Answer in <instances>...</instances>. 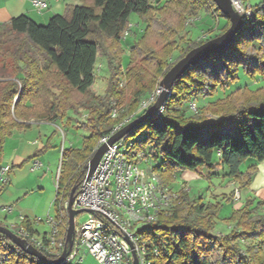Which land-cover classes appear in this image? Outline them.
Masks as SVG:
<instances>
[{
	"label": "trees",
	"instance_id": "obj_1",
	"mask_svg": "<svg viewBox=\"0 0 264 264\" xmlns=\"http://www.w3.org/2000/svg\"><path fill=\"white\" fill-rule=\"evenodd\" d=\"M166 2L178 9L180 6L189 16L205 9L223 19L217 34L191 43L175 60L223 33L230 25L213 0ZM153 8L150 0H79L78 4L66 5L62 14H53L43 25L26 14L0 23V156L12 128L27 126L24 121L30 119L53 122L67 108L77 111L78 96L88 101L85 126L90 129V135L79 148L62 150L54 198L56 217L60 219L56 241H65L64 203L70 191L74 188L76 193L85 179L86 164L98 140L126 115L118 112L112 116L121 103L116 88L118 66L114 61L120 64L123 53L119 48L120 38L129 16L135 13L144 21L149 19ZM251 11L225 50L201 58L175 80L159 115L154 111L126 134L140 138L137 146L145 150L161 183L168 185L181 171L205 169L212 175L225 168V177L248 186L257 165H249L244 172L240 165L248 158L264 160V86L236 88L187 117L183 109L193 98L214 97L218 89L236 83L240 69L251 79L264 78V0L252 5ZM145 28L147 31L148 26ZM175 34L176 30L171 33ZM144 38L141 35L131 46L126 67L134 96L146 94L153 86L150 82L141 85L140 79L135 78L148 61L152 62L156 75L163 76L172 65L165 68V57L172 53L171 44L160 52H152V57L148 56L137 66L131 64L146 52L148 45ZM98 55L104 56L108 68L103 95L95 94L92 88ZM137 104L135 98L128 107L130 113ZM146 110H136L134 119ZM207 113L215 115L214 118L207 117ZM143 131L145 135H139ZM184 194V204L173 207L171 214L159 217L153 227L145 230L151 241L146 255L149 264H264V214L256 211L264 199L253 207L248 199L224 219L232 224L231 229L225 234H215L212 227L221 204H199ZM226 199L231 201L232 196ZM20 224L31 236L36 235L27 218L22 217ZM0 225L8 228L1 221ZM40 238L46 244L45 235ZM25 240L34 246L29 239ZM241 242H247L243 248ZM154 247L158 251L156 256L152 252ZM36 248L50 259L57 258ZM0 264L43 263L0 233Z\"/></svg>",
	"mask_w": 264,
	"mask_h": 264
},
{
	"label": "rangeland",
	"instance_id": "obj_2",
	"mask_svg": "<svg viewBox=\"0 0 264 264\" xmlns=\"http://www.w3.org/2000/svg\"><path fill=\"white\" fill-rule=\"evenodd\" d=\"M150 1L154 8L149 12V19H144L143 21L140 16L135 13L129 16L126 29L120 38L119 48L123 50L120 64L118 61H114L115 65L118 66L116 88L120 92L119 100L121 103L118 110L115 109L113 112H116V115L118 112L125 113L126 115L124 118L138 110L140 102L147 99L149 94L158 90L160 93L162 89L159 82L164 75H156L152 70V62L150 61L139 70L135 78L138 80L140 79L141 85L149 82L152 83V88L144 95L134 96L131 90L132 88L129 87L126 67L129 63L130 48L141 35L145 36L144 39L146 40L148 48H146V52L142 56L135 58L131 64L137 66L138 63H141L142 60L148 56L152 57V52H160L162 49L168 48V44H171L169 48H172V53L171 55L169 53L165 57L167 62L165 65L166 68V66L168 67L170 64L173 65L178 61L175 60L176 57L183 54L187 46L197 40H203L217 34L220 26L223 24V19L215 15L212 10L199 9L195 15L189 16L182 12L180 6L179 9L170 6V4L166 2L167 0ZM260 1L261 0H246L251 6ZM47 12L48 9H44L41 13ZM62 13L63 12H61V14ZM35 21L42 25L47 23V20ZM147 26L148 29L146 31L145 27ZM175 30L176 34L174 36L171 35ZM98 65H100V67L99 69L96 67L95 83L92 88L95 94L103 95L108 80L107 61L104 56L98 55L97 66ZM238 78V81L230 84L228 88L218 89L214 97L193 98L188 105L183 106L185 110L184 116L187 117L191 114L201 112L209 102L225 97L230 91L236 88L247 87L249 89H255L256 87L264 86L263 77L257 76V78L251 79L244 74L241 69L238 72ZM135 98L138 100V104L136 108L132 110L133 112L131 111L132 113H130L128 107L131 103L133 104ZM78 102L79 106L77 107V111L73 108H67L63 114L53 122L39 119L24 121L27 123V126L12 128L10 133L5 137L3 143L0 156V167H13L7 174V182L4 184L0 183V209L3 206L16 205L14 210H12L13 212L10 213V217L15 218L26 211L27 214H25L27 216L35 218L34 221L39 232H43L48 226L44 222L47 215L54 217L56 214L54 198L56 194V183L59 176L57 173L58 170H60L62 161V150L79 148L84 138L88 137L91 132L90 129L85 126L88 115L86 109L88 106L87 98L78 96ZM192 106H194V108ZM206 115L209 118H214L215 116L210 113ZM19 121L21 122L22 120ZM145 133L146 132L143 131L140 132L139 135L142 136L145 135ZM128 139L134 140L135 138L129 136ZM34 154L38 155L35 161H38L40 166L32 170L31 167L34 161H30L29 159ZM216 157L217 155L214 156V159ZM262 162V165H264V160ZM259 163L260 162L252 158H248L240 165V170L244 172L249 165H259ZM140 167L148 170L150 169V163L143 162ZM163 186L168 188L172 193L175 192L179 194V201L175 202L173 207L182 205L186 202L184 193H187L190 200H196L199 204H205L206 202L213 204L217 202L220 203L221 208L212 227V232L215 234H225L231 229L232 224L225 222L224 219L229 217L233 211L241 208L248 199L252 201V207L256 205L257 202L264 199V190L258 192V196H262V199L258 197L255 198L253 196L254 194L246 193V187L248 186H241L239 182L225 177L222 171H216L212 175L205 169L197 172H178L173 182L168 185L163 184ZM184 189H187L186 192ZM235 189L239 194L238 199L232 196ZM230 195L232 196V200L227 201L226 197ZM173 207L168 215L173 211ZM256 211L264 214V204L258 207ZM64 213L67 214L66 209ZM85 217L86 214L84 212L76 214L75 227L79 226ZM38 218L42 221L37 222L36 220ZM11 224L17 226L18 222H12ZM246 243L247 242H241V247L243 248ZM67 264L100 263L85 250L80 249L76 257L67 261Z\"/></svg>",
	"mask_w": 264,
	"mask_h": 264
},
{
	"label": "built area",
	"instance_id": "obj_3",
	"mask_svg": "<svg viewBox=\"0 0 264 264\" xmlns=\"http://www.w3.org/2000/svg\"><path fill=\"white\" fill-rule=\"evenodd\" d=\"M48 1L31 0V5L41 13L48 7ZM231 4L246 22L252 13L251 5L246 0H231ZM97 67L99 69L100 65ZM158 94L159 90L149 94L147 99L140 102L138 110L148 109ZM162 110L163 104L155 112L159 115ZM136 113L114 125L108 134L100 137L94 148L95 151L101 144H106L95 169L85 177L75 193L72 208L85 210L86 217L75 227L73 246L65 262L74 259L83 249L100 264H132L134 256L136 264H149L146 255L151 241L145 230L153 227L159 217L168 215L174 203L179 201V194L164 187L151 166L148 170L140 167L148 159L145 150L137 146L139 137L132 140L124 135L108 144L110 137L131 122ZM115 115L116 112H113L112 116ZM39 166L40 163L34 161L31 169ZM9 169V166L0 167L1 184L7 182ZM59 173L60 170L57 175ZM232 196L239 198L236 189ZM66 207L67 201L64 203ZM1 210L10 211L11 206H3ZM36 221L42 220L38 218ZM44 222L49 226L45 234L46 244L41 238L31 236L20 222L17 226L9 223L8 228L21 238L29 239L47 254L58 257L66 247V241H56L60 219L47 215ZM152 252L156 256L157 248L154 247Z\"/></svg>",
	"mask_w": 264,
	"mask_h": 264
},
{
	"label": "water",
	"instance_id": "obj_4",
	"mask_svg": "<svg viewBox=\"0 0 264 264\" xmlns=\"http://www.w3.org/2000/svg\"><path fill=\"white\" fill-rule=\"evenodd\" d=\"M216 4V7L219 9L222 15L229 19V27L221 34L210 38L203 43L190 49L183 57H181L175 64H173L169 70L164 74L162 79L159 82L161 92L157 95L155 102L138 118L132 120L128 124L124 125L120 130L113 134L108 140V144H112L126 135L137 123L150 116L157 108H159L168 93L171 91L172 86L177 78H179L192 64L199 61L201 58L208 56L213 53H219L225 50L233 38L242 28L244 21L240 14H238L232 7L231 0H213ZM106 149V144H101L92 154L91 158L88 160L86 167L87 172L85 177H88L93 170L102 154ZM75 193L74 188L70 191L67 199V227L65 234L66 247L62 250L61 254L55 258L50 259L41 251H39L35 246L21 238L19 235L11 231L6 226L0 225V233L10 237L15 244L21 248L25 253L36 257L43 264H61L66 261L69 253L71 252L74 240V231H75V216L78 213L85 212L83 209H73L72 202L74 199ZM132 264H136V258Z\"/></svg>",
	"mask_w": 264,
	"mask_h": 264
},
{
	"label": "crops",
	"instance_id": "obj_5",
	"mask_svg": "<svg viewBox=\"0 0 264 264\" xmlns=\"http://www.w3.org/2000/svg\"><path fill=\"white\" fill-rule=\"evenodd\" d=\"M78 2L79 0H59V1L49 0L48 7L46 8L48 9V12L47 13H37L31 5V0H0V23H6L12 17H15L20 14H26L34 20H47L48 21L49 17H51L53 14H61V12H63L66 5H75V4H78ZM259 87H262V86H259ZM36 158H38V155H35L29 160L35 161L37 160ZM262 163L263 162L261 161L259 165L257 164V172L253 176L250 185L246 187L247 188L246 193H252L254 194L253 196L255 198L258 197L260 199H262V196L259 195L260 196L259 197L258 192L264 190V165H262ZM12 167L13 166L10 167V170ZM219 171H222V173L224 174L226 170L225 168H221ZM181 172L185 173L187 171H181ZM15 207L16 205L11 206L10 211H2L0 209V221L8 225L9 223H12V222L19 223L20 222V220L18 219L19 217L27 218L29 222L31 223V227L36 234L35 236H39L38 238H40L46 233H48L49 226H47L43 232H39L38 228L36 227L35 221H34L35 218H30L29 216H27L26 211H24L26 214L21 213V215H18L15 218L10 217V213L13 212L12 210H14Z\"/></svg>",
	"mask_w": 264,
	"mask_h": 264
}]
</instances>
